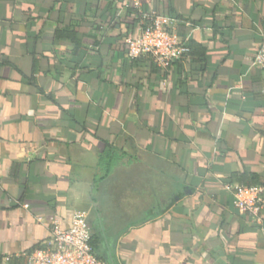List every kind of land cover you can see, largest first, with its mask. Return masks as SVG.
Listing matches in <instances>:
<instances>
[{
	"label": "crops",
	"instance_id": "1",
	"mask_svg": "<svg viewBox=\"0 0 264 264\" xmlns=\"http://www.w3.org/2000/svg\"><path fill=\"white\" fill-rule=\"evenodd\" d=\"M142 1L185 19L168 70L125 0H0V264L82 210L108 264H264L225 189L264 186V0Z\"/></svg>",
	"mask_w": 264,
	"mask_h": 264
},
{
	"label": "built area",
	"instance_id": "2",
	"mask_svg": "<svg viewBox=\"0 0 264 264\" xmlns=\"http://www.w3.org/2000/svg\"><path fill=\"white\" fill-rule=\"evenodd\" d=\"M124 7L132 8L137 18L134 32L125 40L131 58L146 56L156 66L168 70L189 55L191 48L179 33L176 18L147 8L142 0H125ZM256 63L264 68V41ZM225 189L232 192L234 204L243 212L257 214L264 205L262 185L226 184ZM91 242L88 212L75 211L69 228H62L57 221L53 223L50 240L27 254L25 264H107L96 255Z\"/></svg>",
	"mask_w": 264,
	"mask_h": 264
},
{
	"label": "trees",
	"instance_id": "3",
	"mask_svg": "<svg viewBox=\"0 0 264 264\" xmlns=\"http://www.w3.org/2000/svg\"><path fill=\"white\" fill-rule=\"evenodd\" d=\"M126 9L128 10L129 13H131V14L133 15V18H134V25H136L137 18L135 17L134 10H133L132 8H126ZM171 16L174 17V18H176V19H178V20H182V21L185 20V19H183L182 16L175 14L174 11H172ZM189 46H190V44H189ZM190 48L192 49L191 46H190ZM191 51H192V50H191ZM191 51H190V53H191ZM203 54H204V52H203ZM178 62H180V61H177V62H175V63H178ZM244 185H248V186H250V185H257V184H256V183H250V184H244ZM94 238H95V236L92 235V242H91V243H92V246H93V248H94V251H95L96 255H97L100 259L106 261L105 258L100 254V252H98V249H97L98 247H97V244H96V240H95ZM33 251H34V250L30 251L29 253H31V252H33ZM106 262H107V261H106ZM17 264H21V263H20V262H17ZM24 264H25V263H24ZM107 264H108V262H107Z\"/></svg>",
	"mask_w": 264,
	"mask_h": 264
}]
</instances>
